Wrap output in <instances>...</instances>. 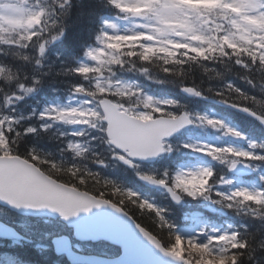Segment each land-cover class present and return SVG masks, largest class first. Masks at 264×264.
Here are the masks:
<instances>
[{
  "label": "snow or ice",
  "instance_id": "6c2138e0",
  "mask_svg": "<svg viewBox=\"0 0 264 264\" xmlns=\"http://www.w3.org/2000/svg\"><path fill=\"white\" fill-rule=\"evenodd\" d=\"M70 30L76 36L68 42ZM153 61L161 63L153 65ZM195 62L205 65V72L207 64L222 66L225 71L217 72V77L230 73L258 95L228 81L219 88L202 89L188 76L190 67L185 69ZM149 66H158L165 78L185 76L178 87L187 96L208 99L206 93H211L220 103L264 125V0H214L199 5L185 0H0V138L4 144L0 202L47 210L62 222L76 224L84 234L103 227L99 218L71 220L77 213L109 203L80 187L84 175L98 177V173H81L72 165L65 171L74 180L65 182L46 171L56 166V160L26 145L21 150L18 139L25 143V137L39 134L36 127L23 124L35 117L48 122L39 126L41 133L54 123L78 126L79 130L68 133L76 138L85 137L86 129L93 130L92 139H99L110 159L137 169L139 162L171 153V140L183 130L186 139L178 141L179 149L188 150L183 155L207 157L218 169L188 159L175 170L142 179L177 203L187 197L229 210L242 205L246 214L264 220V174L255 177L252 187H232L234 181L228 178L237 171L264 168V141L248 140L225 118L151 95L126 75L148 78ZM46 79L58 93L56 99L39 113L32 109L24 114L25 99L38 93ZM209 129L225 137L224 142L208 140ZM228 139L248 140V147L238 148ZM82 150L80 140H69L62 152L79 156ZM94 163L103 166L105 160L97 155ZM218 187L227 191L214 190ZM161 227L169 230L167 245L154 236L148 238L177 264H241L242 260L257 264L251 236L239 231L211 228L182 236L166 219ZM108 234L120 238L114 230ZM51 246L63 254L59 239ZM33 255L39 261V254Z\"/></svg>",
  "mask_w": 264,
  "mask_h": 264
},
{
  "label": "trees",
  "instance_id": "16d2710c",
  "mask_svg": "<svg viewBox=\"0 0 264 264\" xmlns=\"http://www.w3.org/2000/svg\"><path fill=\"white\" fill-rule=\"evenodd\" d=\"M76 36L75 30H70L68 32V42H71ZM63 47V46H61ZM161 61H153V65H159ZM59 65H53V69ZM209 68V71L205 72V65L199 62L192 63L190 66H185V69L190 67V72L188 76L193 78L195 83L199 84L200 87H213L219 88L225 81L233 80L234 84L237 85V82H241L242 86L246 93L252 95H258V93L246 83L234 77L230 73L222 75V78L217 77L216 73H224V68L220 65H206ZM214 68V70H212ZM129 78H134L141 82L146 88L152 92H163L171 95L176 100L181 99L182 103L191 105L192 101L207 104V101L217 100L211 93H206L208 99H201L190 97L191 101L186 98V94L179 90L178 84L184 80L185 76L179 77H169L165 78L162 76L158 66H149V72L147 77L138 76L134 74H126ZM211 78V79H209ZM55 79L67 80V77L60 78L55 77ZM164 80V83H157V81ZM188 81H186L187 83ZM49 80L44 81V87L38 91L36 94H31L30 96L38 97H47L53 98L54 95L58 93L52 91L49 87ZM63 87V86H62ZM28 113V112H27ZM38 113V112H37ZM26 114V113H24ZM23 124L27 126L31 124L36 127L39 134H30L25 137V143L22 139H18L17 143L21 144V150L26 146L31 147L38 151L43 157L56 160V166L46 169V171L52 176L61 177L65 182H72L74 177L65 171L66 167H71L75 165L81 170V173L92 172L98 173V177H91L84 175L83 179L85 183L80 185L81 189H85L96 195L109 198L117 203H119L124 209H126L142 226L146 227L153 234L159 237L164 245H167L170 242L169 230L167 227H161V224L164 219L172 226V230L178 234L182 229H185V224L181 222V215L178 212V208L173 206L166 196L162 194L158 196L154 193L151 194L152 201L148 198H144L141 195L133 194L130 192L132 187H137L140 185L136 179L135 173L129 171L128 167L121 166L117 168L118 177L113 178L110 175V170L103 169L101 171L94 169V159L97 155L85 154V158H74L76 155L71 152H62V149L65 148L68 137L66 133H63L61 129L55 130L54 126H51L46 132H39V126L44 124V122L36 120L35 117L32 120L24 121ZM256 127H259L255 123ZM92 132V131H91ZM93 133V132H92ZM3 143V141H2ZM4 148V144L0 143V149ZM99 152H102L105 148L103 144H99L97 147ZM128 176L131 177L128 180ZM129 181V183H128ZM78 183V181H76ZM250 225H259L250 228L240 229L239 232L245 237L251 236V244L256 247V250L253 253V259L257 261V264H264V250L260 249V246L264 244V220L256 219L251 217ZM249 221V220H248ZM53 221L50 223H39L38 228L41 230L53 229L57 232L60 230V227L53 225ZM53 225V226H52ZM44 242V241H42ZM45 250H41L35 245V240L21 242L20 246H15L12 249L7 246L0 245V255L3 257L6 254L14 257L16 261H19L20 264H53L52 260H56L55 263L58 264H69L66 261L61 259H55L53 251L50 247L49 242ZM33 253H38L40 256L39 261ZM61 260V261H60ZM241 264H252L251 260L243 261Z\"/></svg>",
  "mask_w": 264,
  "mask_h": 264
},
{
  "label": "water",
  "instance_id": "95a60500",
  "mask_svg": "<svg viewBox=\"0 0 264 264\" xmlns=\"http://www.w3.org/2000/svg\"><path fill=\"white\" fill-rule=\"evenodd\" d=\"M3 160L4 157H0V161ZM0 203L21 214L52 215L44 209L37 212L25 208H14L5 202ZM80 217L99 218L103 223V227L93 229L89 234H84L78 229L76 224H72L76 228L75 233L79 239L103 237L122 247L123 253L113 260L104 261L105 264H177L173 258L156 248L152 240L148 238L150 234L145 229L137 224L125 211L111 202L101 204L99 207L94 206L87 213H77V216L72 217L71 220L75 221ZM111 230L116 231L120 238H113V236L109 235L108 233ZM13 233L18 236L13 229L0 222V236L10 238L13 237ZM56 239L61 241L64 252L70 253L68 239L61 237L55 238L54 241ZM69 258H73V255ZM91 263L102 264L98 260H94Z\"/></svg>",
  "mask_w": 264,
  "mask_h": 264
},
{
  "label": "rangeland",
  "instance_id": "374dc122",
  "mask_svg": "<svg viewBox=\"0 0 264 264\" xmlns=\"http://www.w3.org/2000/svg\"><path fill=\"white\" fill-rule=\"evenodd\" d=\"M190 1H195V0H190ZM121 27H124V25L121 24ZM157 97H159V98H167V97H162V96H157ZM36 101L38 103H41V110H42L44 107H46L47 102H51L52 100L47 101L45 99L44 100L43 99H40V100L38 99ZM204 112L205 113H208V114H215L216 116L221 117L220 115H218L217 113H215L213 111H204ZM226 122L228 123V121H226ZM229 126H232V125L229 124ZM67 127H68V131H77L78 130L77 129L78 126H75V127L67 126ZM208 132L210 134L207 137L208 140H211V141H214V142H217V143L221 140V136L222 135H220L219 133L212 134L211 133V129H209ZM216 136H219V140L216 139ZM184 138H186V137H184ZM77 140H79V139L76 138L75 140H72V141L75 142ZM235 146L238 147V148L246 149L248 147V141H247V145L246 146H240V145H235ZM194 157L198 158V160H195V163L198 166H202L203 167L204 166L203 159L205 157H201L199 154H196ZM260 174H263V172H260V171L257 172L252 177V180H250V181L235 180V179H233L231 177H228V178H230V179H232L234 181L232 187H236V186H249V187H252V186H254L253 181H254L255 177L258 176V175H260ZM219 191H227V188L226 187H219ZM208 205H210V204H208ZM232 213L234 215H236V216H238V215L241 214V212L239 210H234V211H232ZM237 213H239V214H237ZM0 217L5 218V220H7V221H9V222L17 225L20 229H22L23 231H25V232H27L29 234L30 233H33L34 236L37 239H41V238H46L47 237V233L46 232H42L41 233V232H39V231H37V230L34 229V227H35V221H32L29 218H25V217L19 216V215L13 213V212H11V211H9V210L1 207V206H0ZM228 227H230L229 224H225L224 223V224H221L220 226L210 225L208 229L218 228L221 231H225V230L228 229ZM203 228H204V224L203 223H200L196 228H194L191 232L187 233L185 236L199 233V231L201 229H203ZM92 246L95 247L94 248V251L95 252H98V253H104V254H107V255L119 253V249H117L115 246L114 247H115L116 250L114 248H111L112 245L109 246L107 244H101V243H97L95 245L83 243L82 249H88L86 251H90ZM0 264H12V263L10 261H8V260H5L3 258H0Z\"/></svg>",
  "mask_w": 264,
  "mask_h": 264
}]
</instances>
